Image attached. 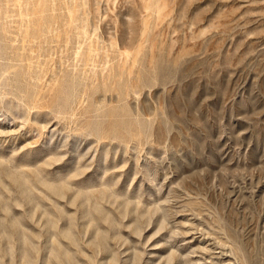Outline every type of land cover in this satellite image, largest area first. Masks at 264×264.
Masks as SVG:
<instances>
[{
    "label": "rangeland",
    "instance_id": "374dc122",
    "mask_svg": "<svg viewBox=\"0 0 264 264\" xmlns=\"http://www.w3.org/2000/svg\"><path fill=\"white\" fill-rule=\"evenodd\" d=\"M0 264H264V0H0Z\"/></svg>",
    "mask_w": 264,
    "mask_h": 264
},
{
    "label": "bare ground",
    "instance_id": "6f19581e",
    "mask_svg": "<svg viewBox=\"0 0 264 264\" xmlns=\"http://www.w3.org/2000/svg\"><path fill=\"white\" fill-rule=\"evenodd\" d=\"M245 263V262H244Z\"/></svg>",
    "mask_w": 264,
    "mask_h": 264
}]
</instances>
